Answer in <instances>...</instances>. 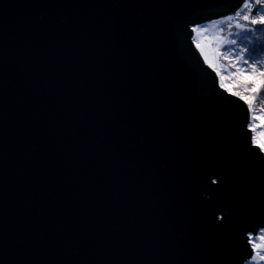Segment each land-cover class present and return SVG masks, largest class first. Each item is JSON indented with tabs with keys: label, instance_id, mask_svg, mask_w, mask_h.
Listing matches in <instances>:
<instances>
[{
	"label": "water",
	"instance_id": "1",
	"mask_svg": "<svg viewBox=\"0 0 264 264\" xmlns=\"http://www.w3.org/2000/svg\"><path fill=\"white\" fill-rule=\"evenodd\" d=\"M242 0H0V264H249L264 152L195 28Z\"/></svg>",
	"mask_w": 264,
	"mask_h": 264
},
{
	"label": "trees",
	"instance_id": "2",
	"mask_svg": "<svg viewBox=\"0 0 264 264\" xmlns=\"http://www.w3.org/2000/svg\"><path fill=\"white\" fill-rule=\"evenodd\" d=\"M259 14L260 10L257 7L253 11L244 9L240 11L239 16L235 15L234 20L225 21L216 30L215 35L200 33L208 23L198 26L195 28L194 43L204 62L216 72L219 84L226 85L228 90L230 89L228 92L232 95L238 93L239 95H234L236 97H246L242 100L248 105L251 118L254 115L262 121L263 128L260 130L264 132V77L260 75L264 72V66H262L264 65V25L250 23V20ZM244 15H249V20L243 19ZM238 24L253 31H242L241 27H237ZM237 33L239 35H236ZM216 36L221 39L220 42ZM233 39L236 40L235 44L230 43ZM198 44L202 46L203 51L201 47H197ZM243 49L248 51L245 52ZM205 53H207L208 60H205ZM245 60L247 64L244 63ZM254 61L259 63H254ZM253 87L255 91L246 90V88L252 89ZM257 241L255 237H251L252 246ZM253 250L254 256L257 255L255 247ZM258 260L257 256V261H251L249 264H256Z\"/></svg>",
	"mask_w": 264,
	"mask_h": 264
},
{
	"label": "rangeland",
	"instance_id": "3",
	"mask_svg": "<svg viewBox=\"0 0 264 264\" xmlns=\"http://www.w3.org/2000/svg\"><path fill=\"white\" fill-rule=\"evenodd\" d=\"M231 17H232L231 20H234L235 16H231ZM227 20H229L228 17L223 18V19H220L218 21H212V22H210V23H208L206 25V28L201 29V32L200 33H204L206 35H215L216 30L218 28H220V26L222 24H224L225 21H227ZM216 38H217L218 42H220L221 39H219L218 36H216ZM220 87L222 89L226 90V91H229L228 90V87L226 85H224V84H221ZM251 119H252V123L250 124V129L253 131V141H254V144L257 145V146H259L263 150V152H264V132H262L260 130L261 128H263L262 127L263 126L262 121L260 119H258L254 115L252 116ZM258 236L264 237V232H262ZM257 240L258 241L257 242H254V244H260L261 245V248L260 249L255 248V251L256 252L259 251L260 255H264V238L257 239ZM258 258H259V256H258ZM258 264H264V260H258Z\"/></svg>",
	"mask_w": 264,
	"mask_h": 264
},
{
	"label": "snow or ice",
	"instance_id": "4",
	"mask_svg": "<svg viewBox=\"0 0 264 264\" xmlns=\"http://www.w3.org/2000/svg\"><path fill=\"white\" fill-rule=\"evenodd\" d=\"M253 7H257L260 10V14L256 18L251 19L250 23L251 24L264 25V11H262V9H264V0H242L241 10H243V9L251 10ZM236 15L237 16L240 15V10L237 11ZM249 18H250L249 15H244L243 16V19H245V20H249ZM228 19L231 20L232 17H228ZM237 27H241L242 31H246V32L253 31L252 29L244 28V27H242L239 24L237 25ZM236 35H239V33H237ZM230 43L231 44H235L236 40L233 39V40L230 41ZM197 47H201V51H203V48H202L201 45L198 44ZM243 51L247 52L248 50L247 49H243ZM205 60H208L207 53H205ZM244 63L247 64V61L245 60ZM254 63H259V62L258 61H254ZM262 66H264V65H262ZM254 74L255 73L253 72V75ZM260 75L262 77H264V72H261ZM221 79L223 80V77H221ZM253 84H255V82H253ZM246 90L255 91L256 89H255V87H253L252 89H247L246 88ZM229 91H230V89H229ZM233 95H239V94L238 93H233ZM241 99H246V97L242 96ZM249 103H251V101H249ZM261 238H264V237H260V236L255 237V239H261ZM253 247H255L257 249H260L261 245L260 244H253ZM257 256H259V260H264V255H260V253L258 251L257 255L251 257V261H257ZM257 264H258V262H257Z\"/></svg>",
	"mask_w": 264,
	"mask_h": 264
},
{
	"label": "built area",
	"instance_id": "5",
	"mask_svg": "<svg viewBox=\"0 0 264 264\" xmlns=\"http://www.w3.org/2000/svg\"><path fill=\"white\" fill-rule=\"evenodd\" d=\"M255 9V7H253L251 10H249V9H245V10H247V11H253ZM244 10V9H243ZM240 11H242L241 9H240ZM235 16V15H234ZM228 25H229V23H228Z\"/></svg>",
	"mask_w": 264,
	"mask_h": 264
}]
</instances>
